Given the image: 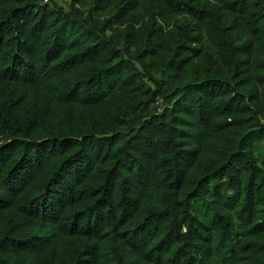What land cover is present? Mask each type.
Masks as SVG:
<instances>
[{
    "label": "trees",
    "instance_id": "obj_1",
    "mask_svg": "<svg viewBox=\"0 0 264 264\" xmlns=\"http://www.w3.org/2000/svg\"><path fill=\"white\" fill-rule=\"evenodd\" d=\"M96 3L0 0V264H264V0Z\"/></svg>",
    "mask_w": 264,
    "mask_h": 264
},
{
    "label": "rangeland",
    "instance_id": "obj_2",
    "mask_svg": "<svg viewBox=\"0 0 264 264\" xmlns=\"http://www.w3.org/2000/svg\"><path fill=\"white\" fill-rule=\"evenodd\" d=\"M51 7L57 10H61L67 12L69 14L79 15L80 17L87 18L89 14H91V18L95 19H103L107 18L110 15V9L98 10L93 9V7L97 6L96 0H86L82 3H75L73 0H44ZM91 11V12H90ZM120 27H114L108 30V34L118 35L120 33ZM212 53V52H211ZM153 109H160L162 107L161 100H157L155 103L151 105ZM92 117L90 115L79 114L75 116L73 120V124L67 130L72 132H86L88 129L93 128ZM56 127L59 126V120L54 122ZM60 127V126H59ZM212 264H217L215 261Z\"/></svg>",
    "mask_w": 264,
    "mask_h": 264
}]
</instances>
